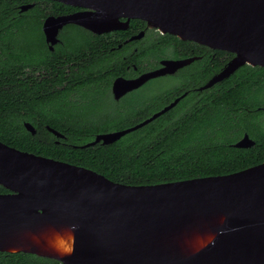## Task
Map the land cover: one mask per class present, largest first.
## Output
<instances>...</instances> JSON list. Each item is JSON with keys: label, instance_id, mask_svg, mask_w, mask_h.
I'll return each mask as SVG.
<instances>
[{"label": "water", "instance_id": "95a60500", "mask_svg": "<svg viewBox=\"0 0 264 264\" xmlns=\"http://www.w3.org/2000/svg\"><path fill=\"white\" fill-rule=\"evenodd\" d=\"M52 1L87 11L46 19L43 33L51 51L67 25L102 34L140 19L163 33L234 54L201 91L246 65L264 68V0ZM33 7L23 5L20 12ZM192 62L164 61L162 68L133 81L120 78L114 83L115 97ZM186 95L137 125L98 134L81 148L121 140ZM24 126L36 135L32 124ZM254 145L245 134L233 146ZM0 186L10 191L0 193L2 253L31 254L61 264H264V163L223 176L132 186L0 141Z\"/></svg>", "mask_w": 264, "mask_h": 264}, {"label": "trees", "instance_id": "16d2710c", "mask_svg": "<svg viewBox=\"0 0 264 264\" xmlns=\"http://www.w3.org/2000/svg\"><path fill=\"white\" fill-rule=\"evenodd\" d=\"M36 1L0 0V141L132 186L223 176L264 163V68L246 65L216 88L197 93L190 89L194 83H204L205 72L199 67L179 76L176 86L137 91L126 112L111 113L107 103L114 64L98 58L99 40L69 26L63 44L51 52L43 20L48 10L65 14L72 8L56 2L51 8L37 4L20 12L21 6ZM66 60L87 61H77L67 74L59 62ZM115 62L123 74L124 62ZM135 63L139 73L146 68L141 61ZM42 70L46 79L37 75ZM186 91L176 107L121 140L81 148L96 134L109 132L110 126L122 130L141 123ZM24 122L36 127V135L26 130ZM46 125L66 138L56 143ZM245 134L255 145L234 147ZM0 192L7 190L0 186ZM0 264L61 263L0 252Z\"/></svg>", "mask_w": 264, "mask_h": 264}, {"label": "flooded vegetation", "instance_id": "af4514ba", "mask_svg": "<svg viewBox=\"0 0 264 264\" xmlns=\"http://www.w3.org/2000/svg\"><path fill=\"white\" fill-rule=\"evenodd\" d=\"M53 3H56V1L37 0L33 4H34V7L38 4L41 7L51 8ZM57 3H60V2H57ZM67 6H70V5H67ZM70 7L72 8L70 12L65 13V14H51L48 10V15L46 16V18L43 20V23H42V31H43V25L46 19L50 16L58 17V16L69 15V14H73L77 12L87 11V9L80 8V7H73V6H70ZM120 20L122 23L128 22L127 18H121ZM69 26H77V25H73V24L67 25L59 32L60 43L54 46L53 51L49 49L51 52H54L58 45L63 44L62 37L66 35V31ZM77 27H80V26H77ZM84 30L91 33L92 36L96 37L99 40V42L97 43V52L100 57L98 58L101 59L102 61H112L114 64L113 73H112V81L109 87L110 89L108 91L110 99L108 100V103H107V105L111 107V110H109V112L111 113H114L117 110H123L124 112H126L130 106V103H132V98H134L133 94L140 90L149 91V89H152L153 87L155 88V84L153 83L156 80H159V79L167 80L168 79V80L174 81V84H175L179 76L187 75L188 73H190L191 71H194L196 68H199V67H203L204 72H205L204 83H202L201 85H197L198 83H194L190 91H196L197 93H203L206 90L201 91L199 89L203 87L204 85H206L216 74L221 72L223 68L234 58V54L230 52L212 48L210 46L202 45L194 41L183 40V39H180L178 36L171 35L169 33H163L159 29L149 27L146 21H143L140 19H130L128 26L125 29L113 30L110 32L102 33V34H97L87 29H84ZM138 36H141V37L136 38ZM47 46L49 48L48 44ZM156 52H157V56L154 55V53ZM77 61H87V60H66V61H59V62H61V64H65V66L63 67H66L67 74H70L71 66H73L74 64H77L78 63ZM115 61L124 62L123 74L119 75L120 72L117 69V65ZM135 61H141L143 65L146 66V68L142 72L139 73L138 65L135 63ZM164 61H194V62H192L191 64L183 68H180L174 74H167L165 76L152 79L146 82L140 88L126 92L122 97H120L119 99H116L115 93L113 90L114 83L116 80L122 78L127 81H133L145 73L155 71V70L162 68ZM195 63H199V64L194 66ZM218 64H221V66L219 70L216 71V67ZM63 67L61 66V68ZM100 68L102 71L104 70L103 65H101ZM37 75L39 76L40 79H46L48 77V74L45 70H42L41 74L37 73ZM189 81L193 82V80H189ZM222 83L215 85L213 88H216L218 85ZM174 84H172L171 86H173ZM188 92L189 91H186L185 93L188 94ZM25 123H30V122H24V124ZM46 128L48 129L51 127L46 125ZM105 133H108V132H105ZM99 134H102V133H99ZM97 135L98 134L94 136V139ZM56 138L58 139L56 143L60 144L61 142L59 140L65 139L66 137L63 135V137L61 138H58V137ZM9 192L10 191L7 190V192H3V193H9Z\"/></svg>", "mask_w": 264, "mask_h": 264}, {"label": "rangeland", "instance_id": "374dc122", "mask_svg": "<svg viewBox=\"0 0 264 264\" xmlns=\"http://www.w3.org/2000/svg\"><path fill=\"white\" fill-rule=\"evenodd\" d=\"M153 84H155V88L153 90H156L157 88H160V87H165V86L169 87L172 84H174V81L168 80V79L167 80L159 79V80H156ZM174 86H176V85H174ZM262 102H264V97L262 98ZM263 108H264V106H263ZM262 119L264 120V115L262 116ZM108 130H110L109 132L116 131V127L110 126V127H108ZM119 130H121V129H119ZM103 133H105V132H103Z\"/></svg>", "mask_w": 264, "mask_h": 264}]
</instances>
